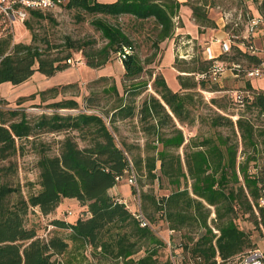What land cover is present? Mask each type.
<instances>
[{"label": "trees", "instance_id": "16d2710c", "mask_svg": "<svg viewBox=\"0 0 264 264\" xmlns=\"http://www.w3.org/2000/svg\"><path fill=\"white\" fill-rule=\"evenodd\" d=\"M252 1L260 15L264 16V0ZM181 5L191 9L198 26L214 24L201 4H191L189 0H66L67 8H79L89 14L127 15L137 21L152 20L156 30L153 50L144 60L133 51L132 39L118 24L101 17H95L90 22L105 40L101 47L92 48V40L77 41L65 36L60 56L55 53L56 50L51 51L58 46H47L46 50H41L33 44H12L10 27L0 18V83L20 84L35 70L52 75L67 67L66 61L74 51L82 52L87 65L101 67L124 48L131 53L122 60L123 77L137 79L145 71V65L153 64L157 56L160 60V43L173 36L177 28L174 17ZM46 11L30 9L27 17L41 18ZM24 25L31 31L27 20ZM31 35L35 40L32 31ZM86 46H89L88 50ZM225 55H232V61L239 64L242 70L259 67L262 62L258 54H251L246 48L236 45L218 58L226 59ZM178 59L176 56L174 63ZM240 59L245 64L240 63ZM191 62L199 63L194 57ZM212 62L213 59H204L190 68H176L174 65L178 71L191 73L195 78L177 75L180 87L186 90L183 93L172 91L160 73L154 76L152 86L156 95L147 96L138 110L139 120L144 123L142 129L153 136L143 157L130 156V148L115 138L117 128L113 126L114 119L132 117L135 113L132 105H117L108 124L102 116L84 112L73 116L43 114L31 124L25 113L7 109L0 102V161L15 155L17 141L31 136L36 128L47 132L75 129L90 136L89 144L82 148L73 138L65 136L57 155L42 154L36 163L40 189L27 198L22 196L18 186L0 181V264H81L87 259V247L111 264H172L169 258H159L164 243L155 234L142 205L141 212L148 221L145 226L140 225V220L124 202L109 193V189L118 182L117 178H123L133 170L150 182L166 179L168 193L158 198L142 190L140 196L138 191V198L150 200L168 229L175 232L196 230V235L187 236L188 241L183 244L180 264H220L246 252L250 240L247 232L239 228L235 214L241 210L251 215L255 224L264 231V205L260 203L264 190V126H256L244 115L233 121L229 115L215 113L208 121L213 132L192 138L183 159L172 151L184 142L183 132L177 123L191 125L195 121L192 113L194 89H203L206 82L213 81L196 78V75L206 73ZM157 66L152 67L156 69ZM240 73L244 75L243 71L238 75ZM153 74L149 70L148 76ZM146 84V81L136 82L132 88L138 93L139 87ZM211 90L217 88L212 86ZM243 90L251 93L248 109L255 108L264 115V91L253 89L248 80ZM211 103L217 108L223 107L215 99ZM56 105L58 108H74L76 104L68 100ZM166 127L168 131L164 130ZM221 127L229 129L234 138L230 134H222L218 130ZM14 171L12 162L0 165L3 176ZM133 193H137L135 188ZM12 196L15 199L11 200ZM64 198L76 199L85 207L86 216L71 222L54 219L51 224L55 230L47 236L48 230L42 237L36 234L34 228L25 226L24 220L30 208H37L41 214L47 215ZM211 207L214 217L210 220L217 232L208 222ZM178 246L181 247V244ZM140 251L143 253L139 254Z\"/></svg>", "mask_w": 264, "mask_h": 264}, {"label": "rangeland", "instance_id": "374dc122", "mask_svg": "<svg viewBox=\"0 0 264 264\" xmlns=\"http://www.w3.org/2000/svg\"><path fill=\"white\" fill-rule=\"evenodd\" d=\"M98 1L110 2L113 0ZM189 3L201 4L209 18L215 12L209 11L207 5L210 7L218 6L217 10L223 9L231 11L235 10L238 4L237 0H189ZM65 5L66 0L60 6L44 12V16L41 18L29 16L21 23L14 21L11 31V43L33 44L41 50H46L47 46H58V49H52L51 51L56 50L55 53L60 56L63 54L62 49L64 47L62 44L64 37L70 36L77 41L92 40L91 47L99 48L105 43V40L90 22L95 17H101L110 23L118 24L130 36L133 42V51L142 60L150 56L153 50L152 41L156 33L152 20L137 21L127 15L110 17L89 14L79 8H67ZM188 14V8L184 7L182 15L183 21L190 30L194 26L189 21ZM26 20L29 22L31 31L35 34V40L32 39L31 31L26 29L24 25V21ZM181 25L182 21L178 18L176 26L179 28ZM198 28L200 31L205 29V27ZM228 28L231 32L238 33L241 26L234 27L232 24ZM176 37L179 38L180 35ZM191 45V49L187 52L189 56L185 58L178 57L177 62L173 63L176 68H190L197 66L200 61H204L201 45L196 43H191ZM88 48L89 46H86L87 50ZM262 48L264 50V40ZM181 52L185 53L184 51ZM192 57L199 63L191 62ZM224 57H226V66H228L232 62L233 56L225 55ZM173 59L174 47L171 43H167L161 58V73L168 87L172 91H176L179 88V84L176 78V72L171 67ZM159 61L157 56L153 64L145 65V71L139 78L129 80L124 79L122 62L118 60L115 54L103 66L94 68L86 64L85 57L81 51H74L70 62L66 61L67 67L56 71L52 75H44L35 70L28 79L20 84H13L11 82L0 83V102L7 109H16L19 112L25 113L31 124L37 122L43 114L50 116L53 113H59L61 115L69 114L73 116L81 112L100 115L108 124L109 117L117 105L120 103L132 105L135 110L132 117L124 119L116 117L114 119L113 126L117 128L115 138L117 141H123L130 148V156L140 155L143 157L147 154L146 149L149 147L153 136L148 135L142 129L144 123L139 120L138 110L147 96L150 94L156 95L153 90L152 80L159 73L152 66L157 65ZM239 62L245 64L242 59ZM36 67L37 63L34 65V68ZM149 70L154 73L151 77L148 76ZM184 75H188L195 80L191 73L186 72ZM239 76L237 78L222 77L216 82L208 81L205 83L203 89L199 87L194 89L195 95L192 113L195 116V121L191 125H179L177 123L183 132L184 142L182 146L172 150L174 153L180 154L183 159L184 152L188 149V144L192 138H200L201 136L211 134L213 129L210 128L208 121L215 113L229 115L233 121L239 115H244L250 118L256 126H264V115L259 114L255 108L248 109L247 105L251 100L246 102L247 104L242 107L236 106L232 101L231 93L233 91L243 90L245 86V77H243L242 73ZM143 81H146L147 84L140 86L138 91H136L138 93H135L132 84ZM212 86H215L217 90L221 89L223 91L209 93L208 91L211 90ZM212 99L217 100V103H220L223 107L217 108L215 104L211 103ZM68 100L75 102L76 105L74 108L57 107L56 104ZM164 130L168 131L169 128L166 127ZM218 130L222 134H230L232 139L234 138L230 130L226 127H221ZM65 136L73 138L80 148L88 145L90 142V136L80 130L66 129L59 132H47L43 128H36L31 136L17 141L18 149L15 155L10 157L9 160L0 161V165H8L9 162H12L15 166L14 173L4 176L0 174V181H6L12 186H18L22 196L25 198L32 193H36L40 189L38 183L39 170L36 165L38 159L42 154L50 156L57 155L60 150L61 141ZM149 153L151 154L152 151L150 150ZM133 173L136 177V186L131 185L127 181V175L123 176L116 183L118 188H122L121 185H124L127 192L130 193V197L132 199L134 197L132 207L133 205L136 206L138 201L137 194L133 193L134 188L135 190L137 188L139 191V196L142 190L149 191L158 198L169 192V186L165 178L150 182L145 176L138 175L136 171L133 170ZM13 199H15L14 196L11 197V200ZM139 199L143 212L151 221L155 234L164 243L160 250L159 258L170 259L169 250L165 245L166 240L170 238L172 244H175V247L181 244V247L177 248L178 253H176L177 255L174 258L180 264L179 257L180 251L183 250V244L187 243V236L196 235V230L190 232L189 229H181L169 235L167 224L155 212L150 200ZM143 206L146 208L144 209ZM84 209L85 207L80 205L76 199L67 200L61 205L59 204L53 212L47 215L41 214L37 208H30L25 217L24 224L27 228H34L39 237L44 236L49 230L47 233L48 236L51 231L55 230L51 224L52 220L62 219L67 222L74 221L80 216H86ZM213 217V207H211L208 222L213 230H215L210 220ZM235 220L239 228L247 232L250 240V246L245 251L253 248L264 250V231L260 226L255 224L253 217L247 213H243L241 210H237ZM142 253L143 251L139 252V254ZM85 254L87 259L81 264H111V261L92 253L90 247H87ZM220 264H226V262Z\"/></svg>", "mask_w": 264, "mask_h": 264}, {"label": "crops", "instance_id": "0c3cea01", "mask_svg": "<svg viewBox=\"0 0 264 264\" xmlns=\"http://www.w3.org/2000/svg\"><path fill=\"white\" fill-rule=\"evenodd\" d=\"M113 1H115V0H113ZM113 1H110V2H113ZM178 1L184 2L186 0H178ZM237 3L238 4H237L235 10H231V11L230 10H223V9L217 10L218 6L210 7L209 5H207V9H209V11L215 12L210 17V19L214 22V24L212 26H205V29L202 31H200L198 27L204 28V26H198L194 22V19H193L192 14H191V9L186 5H181L179 12H178V15H176V16L179 19H181L182 25L179 28L178 27L176 28V32H174V34L171 38L165 39L164 41H162L160 43V47L162 48V52L160 55V61L158 63V66L156 67V71L162 75V73H161V58L163 56L166 44L171 43L174 47V59H173L171 67L176 72V78H177L178 74H182V73L185 74L186 73L184 71L176 70L174 68V65H173L175 58L177 56V50H176L175 46H176V43L178 42V40H180V39L190 40L192 44H194V43L200 44L201 48H202L203 59H208V55L206 52V48H208L211 55L214 58H217L216 59L217 61H221L226 65V60L224 58L223 59L218 58V57H220V55L229 53L231 51L232 45H236L239 48H245L242 43H245V44L249 43L248 40H246L244 38V36H245L244 20L237 22V25L234 26V27H238L239 25L241 26V29L238 31V33L231 32L227 26L235 23L236 17L240 12H245V13H248L249 15L255 16V17L261 16L256 5H255V3L252 0H237ZM184 7L188 8V11H189L188 17H189V21L194 26L193 29L189 30L183 21L182 15H183ZM216 10H217V12H216ZM226 14L232 15V17H231L232 23H226V21L224 20V16ZM177 35H180V37L177 38L176 37ZM230 38H232V39H230ZM229 39L231 40L229 50L227 52H224L223 51L224 44H226L229 41ZM263 40H264V24H259L254 29V31L252 32V34L250 36V42L256 48L255 53L262 57L261 68L263 70V74L259 77H250V78L245 77L243 75V77H245V80H248L250 82L251 87L253 89L262 90V91H264V50L262 48ZM191 47H192L191 44L183 45L181 51L188 52L191 49ZM232 64H235V63L232 61L231 63L228 64V66H226L227 69L222 74V77H231V78L240 77L239 75L236 76L232 70L228 69ZM180 72H182V73H180ZM184 74H182V75H184ZM219 87H221V86H219ZM176 91L183 93L186 90L182 89L179 85V88ZM221 91H223V90H221V89L210 90L208 92L214 93V92H221ZM121 187L122 188H118L117 184H115L113 187H111L109 189V193L111 195L116 196L120 201L124 202L132 211L135 210L137 205L136 206L133 205V207H132V200L134 199V197H133V199H132V197H130V193L127 192V189L124 185H121ZM67 200H73V198H64L60 202V205Z\"/></svg>", "mask_w": 264, "mask_h": 264}, {"label": "built area", "instance_id": "2783aa9c", "mask_svg": "<svg viewBox=\"0 0 264 264\" xmlns=\"http://www.w3.org/2000/svg\"><path fill=\"white\" fill-rule=\"evenodd\" d=\"M64 0H0V18L4 20L10 27V30L12 31V24L14 21L23 22L25 18L28 16V11L30 9H40V10H50L53 8H56L60 6L63 3ZM231 14H226L224 16V20L226 23H232ZM178 17H174L175 23L177 22ZM244 20V28H245V36L244 38L248 40L249 43L245 44L244 47L246 50H248L251 54H254L256 51V48L251 44L250 42V36L254 29L259 24H264V16H251L248 13L245 15L240 12L237 17L235 23H233L234 26L237 25V22ZM232 39V38H230ZM224 44L223 51L227 52L229 50L231 40ZM191 44L190 40H184L180 39L176 43V50H177V56L179 58H185L189 56L187 52L182 53L180 50L182 49L183 45ZM206 52L208 55V59H213L212 64L209 67V70L206 73H200L196 75V78H209L213 81H218L222 74L226 71L227 67L226 65L221 62L217 61L210 53L209 49L206 48ZM131 50L124 48L121 52L117 54V58L120 62L125 58L126 55L130 54ZM70 62V59L67 60ZM228 69L232 70L236 76H238L239 72L243 71L245 77H259L263 74V70L261 68V64L259 67L251 68V69H244L242 70L239 64H232ZM232 99L238 106H243L246 101L251 100V93L247 90H238L232 92ZM122 178H117L118 181H120ZM127 181L133 185L136 186V177L133 173L127 175ZM136 194L138 197V190L136 188ZM260 203L264 205V190L263 195L260 200ZM133 215L140 220V225L145 226L148 224V221L143 216V213L140 209V202L139 198L137 201L136 209L132 211ZM214 232H217L214 230ZM169 235H172L175 233L173 229H168ZM165 245L167 246L169 250V256L171 259L172 264H178L174 258L178 253L179 246L175 247V244H172V241L170 238H168L165 242ZM226 264H264V250L260 248H253L250 250H247L246 252H243L241 254H237L233 256L232 258L228 259L226 261Z\"/></svg>", "mask_w": 264, "mask_h": 264}]
</instances>
